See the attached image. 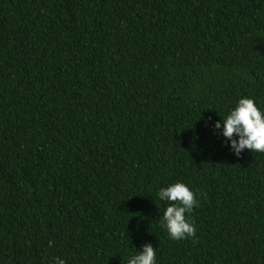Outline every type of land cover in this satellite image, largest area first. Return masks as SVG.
<instances>
[{"label":"trees","instance_id":"trees-1","mask_svg":"<svg viewBox=\"0 0 264 264\" xmlns=\"http://www.w3.org/2000/svg\"><path fill=\"white\" fill-rule=\"evenodd\" d=\"M243 97L264 0H0V264H264V153L215 129ZM178 181L195 240L161 225Z\"/></svg>","mask_w":264,"mask_h":264},{"label":"clouds","instance_id":"clouds-1","mask_svg":"<svg viewBox=\"0 0 264 264\" xmlns=\"http://www.w3.org/2000/svg\"><path fill=\"white\" fill-rule=\"evenodd\" d=\"M222 135L231 142V149L236 156L245 150L264 153V113L257 107L253 98L239 99L230 114L215 123V129H221ZM238 137L239 139H236ZM198 195L183 182H176L160 188L158 198L168 202L163 213L161 225L166 229L170 239L179 241L196 237L194 221L189 217L195 208L200 206ZM52 242H50L51 245ZM56 264H66L65 260L57 258ZM127 264H156V248L151 243H145L142 251L131 257Z\"/></svg>","mask_w":264,"mask_h":264}]
</instances>
